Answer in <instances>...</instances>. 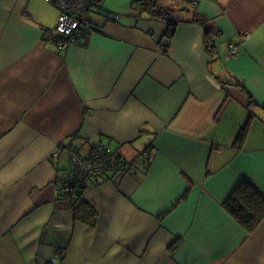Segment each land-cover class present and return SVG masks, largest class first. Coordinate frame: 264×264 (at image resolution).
<instances>
[{"label": "crops", "instance_id": "0c3cea01", "mask_svg": "<svg viewBox=\"0 0 264 264\" xmlns=\"http://www.w3.org/2000/svg\"><path fill=\"white\" fill-rule=\"evenodd\" d=\"M98 10L63 45L54 4L0 0V264H264V218L223 205L242 180L264 198V0L186 3L173 34L130 0ZM98 143L138 160L88 181L86 218L59 184Z\"/></svg>", "mask_w": 264, "mask_h": 264}, {"label": "built area", "instance_id": "2783aa9c", "mask_svg": "<svg viewBox=\"0 0 264 264\" xmlns=\"http://www.w3.org/2000/svg\"><path fill=\"white\" fill-rule=\"evenodd\" d=\"M58 7L55 31L64 39L63 45L76 43V35L81 32H90L92 28L91 13L99 9L94 3L97 0H46ZM176 1V0H174ZM196 7L201 0H179ZM94 13V12H93ZM118 17V14L114 15ZM229 53L232 56L237 54V45H228ZM141 157L147 156V151L142 152ZM71 168L65 171L60 181L59 189L66 195H76L84 189L87 182L92 178L107 177L115 172L121 176L135 170L137 161H121L116 153L108 150L107 144L98 143L90 150L89 154L82 158L79 152L70 153ZM113 175V174H112ZM44 264H61L59 256L55 255Z\"/></svg>", "mask_w": 264, "mask_h": 264}, {"label": "trees", "instance_id": "16d2710c", "mask_svg": "<svg viewBox=\"0 0 264 264\" xmlns=\"http://www.w3.org/2000/svg\"><path fill=\"white\" fill-rule=\"evenodd\" d=\"M132 4V8L135 9V11L139 13H143L146 15H150L153 18H157L159 20L166 21L168 23V26L171 30V33L173 34L175 30V25L177 24L178 17H173L171 14L170 8L167 6H163L162 4L158 3L157 0H130ZM103 2V0H97L94 5H97L98 7ZM99 10H93V12H98ZM91 13V14H92ZM89 32H81L76 35L77 42L79 44H85ZM205 49H207V52L209 54V57L211 59H215L217 54V49H215V41H216V32L215 29L212 27L206 26L205 27ZM49 38L57 43V42H63L64 39L62 37L55 36L54 34L50 33ZM243 85L241 82L239 83ZM256 105V102L252 97H249V102L247 105V108H250L252 105ZM255 113L250 108V114L247 118V122L243 125L242 129L239 131L235 142L232 144L235 148L238 150L242 149L244 146V141L246 139V136L248 134L249 126L252 123V119L254 118ZM147 151L146 157H141L142 152ZM119 159L121 161H127V162H135V160H138V158L135 160H125L123 156H121L118 152H115ZM151 151L146 147L145 149L141 150L138 153V156L143 161H146V163L149 160V155ZM88 183V182H87ZM86 187V186H85ZM83 191V190H82ZM82 191L78 192L76 195H64L63 197H66L70 199L72 208L74 212L76 213H82L83 215L86 213V218H89L90 215H92L91 210L88 209L87 204L84 203L82 199H80ZM223 205L225 208L230 212V214L233 217H236L237 220L240 222V224L243 226L244 229L253 231L255 228L259 225V223L264 218V198L261 196L259 192H257L253 186L248 181H241L232 191V194L224 201ZM81 216V215H80Z\"/></svg>", "mask_w": 264, "mask_h": 264}, {"label": "rangeland", "instance_id": "374dc122", "mask_svg": "<svg viewBox=\"0 0 264 264\" xmlns=\"http://www.w3.org/2000/svg\"><path fill=\"white\" fill-rule=\"evenodd\" d=\"M117 1H125V2H128V0H117ZM158 3L162 4L163 6H167L168 8L172 9L171 10V14L173 17H177L179 14H180V10H177L178 6H183L185 5L186 3L185 2H182V1H179V0H157ZM185 3V4H184ZM178 13V14H177ZM93 16V13L91 14V18ZM97 15H94L93 17L95 18ZM96 19V18H95ZM113 153H115L116 151H113L111 150ZM112 177H116V176H121L115 172H112Z\"/></svg>", "mask_w": 264, "mask_h": 264}]
</instances>
